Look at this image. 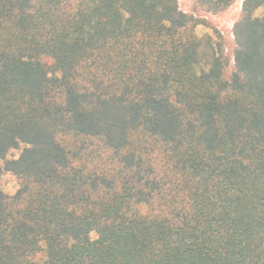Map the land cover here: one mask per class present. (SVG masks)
<instances>
[{
    "label": "trees",
    "instance_id": "trees-1",
    "mask_svg": "<svg viewBox=\"0 0 264 264\" xmlns=\"http://www.w3.org/2000/svg\"><path fill=\"white\" fill-rule=\"evenodd\" d=\"M262 8L0 0V264H264Z\"/></svg>",
    "mask_w": 264,
    "mask_h": 264
},
{
    "label": "rangeland",
    "instance_id": "rangeland-1",
    "mask_svg": "<svg viewBox=\"0 0 264 264\" xmlns=\"http://www.w3.org/2000/svg\"><path fill=\"white\" fill-rule=\"evenodd\" d=\"M242 2L243 0H233L232 4L225 10L215 12L211 10L209 5H204L200 0H178L180 10L193 19L191 30L196 37L211 36L222 43L228 61L226 77H229L234 71L233 54L236 45L233 27L240 18ZM255 15L264 18V8L259 9ZM48 63L51 64V61ZM19 154L20 150L11 151L8 158H17ZM18 188V179L13 175L4 174L0 177V192L12 196Z\"/></svg>",
    "mask_w": 264,
    "mask_h": 264
}]
</instances>
